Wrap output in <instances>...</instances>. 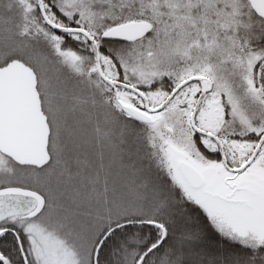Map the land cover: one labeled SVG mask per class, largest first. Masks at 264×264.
<instances>
[{
	"label": "snow or ice",
	"instance_id": "snow-or-ice-1",
	"mask_svg": "<svg viewBox=\"0 0 264 264\" xmlns=\"http://www.w3.org/2000/svg\"><path fill=\"white\" fill-rule=\"evenodd\" d=\"M0 264H264V0H0Z\"/></svg>",
	"mask_w": 264,
	"mask_h": 264
}]
</instances>
